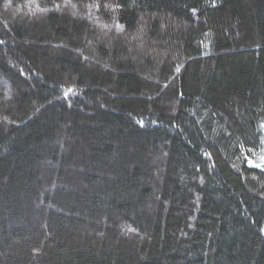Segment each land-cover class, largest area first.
Returning <instances> with one entry per match:
<instances>
[{
    "label": "trees",
    "instance_id": "1",
    "mask_svg": "<svg viewBox=\"0 0 264 264\" xmlns=\"http://www.w3.org/2000/svg\"><path fill=\"white\" fill-rule=\"evenodd\" d=\"M0 264H264V0H0Z\"/></svg>",
    "mask_w": 264,
    "mask_h": 264
},
{
    "label": "snow or ice",
    "instance_id": "2",
    "mask_svg": "<svg viewBox=\"0 0 264 264\" xmlns=\"http://www.w3.org/2000/svg\"><path fill=\"white\" fill-rule=\"evenodd\" d=\"M249 163H251V161H249Z\"/></svg>",
    "mask_w": 264,
    "mask_h": 264
},
{
    "label": "rangeland",
    "instance_id": "3",
    "mask_svg": "<svg viewBox=\"0 0 264 264\" xmlns=\"http://www.w3.org/2000/svg\"><path fill=\"white\" fill-rule=\"evenodd\" d=\"M257 163V162H256Z\"/></svg>",
    "mask_w": 264,
    "mask_h": 264
}]
</instances>
